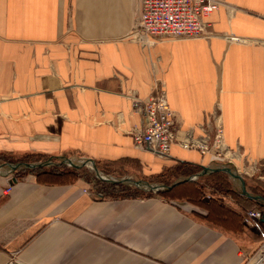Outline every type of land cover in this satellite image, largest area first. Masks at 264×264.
<instances>
[{
	"label": "crops",
	"instance_id": "obj_1",
	"mask_svg": "<svg viewBox=\"0 0 264 264\" xmlns=\"http://www.w3.org/2000/svg\"><path fill=\"white\" fill-rule=\"evenodd\" d=\"M222 1L205 17L210 37L143 46L136 0H0V153L48 155L45 166L131 156L153 175L180 160L244 177L176 144L168 158L140 150L125 132L140 123L128 90L146 97L159 82L181 128L198 134L217 111L243 162L264 160V0ZM11 165L0 159V264H264L261 227L234 233L188 201L102 196L85 177L47 184Z\"/></svg>",
	"mask_w": 264,
	"mask_h": 264
},
{
	"label": "built area",
	"instance_id": "obj_2",
	"mask_svg": "<svg viewBox=\"0 0 264 264\" xmlns=\"http://www.w3.org/2000/svg\"><path fill=\"white\" fill-rule=\"evenodd\" d=\"M224 4L222 0H136V19L131 37L143 46L166 39L210 37L212 33L207 31L208 22L205 17ZM230 38L238 39L234 35H230ZM128 97L132 105L131 114L140 117V123L125 130L132 136L136 148L168 158L176 144L183 149L198 150L203 157L211 156L227 162L245 175L254 176L258 173L259 162L244 163V153L239 148L227 145L221 116L217 111L208 114L204 121L196 125L199 130L197 134L193 127L183 129L179 126L164 84L154 82L151 93L146 97L130 89ZM115 124L122 130L119 117ZM84 191L93 197L98 195L90 187ZM262 217L261 210L252 209L244 222L253 228ZM263 259L264 255L259 260ZM7 264L18 263L10 260Z\"/></svg>",
	"mask_w": 264,
	"mask_h": 264
},
{
	"label": "trees",
	"instance_id": "obj_3",
	"mask_svg": "<svg viewBox=\"0 0 264 264\" xmlns=\"http://www.w3.org/2000/svg\"><path fill=\"white\" fill-rule=\"evenodd\" d=\"M78 151H64L63 155L71 157ZM80 153V152H78ZM0 159L11 164L19 162L35 163L48 160V155L32 154L13 158L9 153H0ZM97 168L104 174L134 175L149 180L152 183H160L170 188L158 192H145L121 182H108L97 178L95 184L102 196H140L159 194L169 199L184 200L198 206L196 213L209 220L217 227L227 231L238 233L245 227L244 219L252 209L261 210L264 213V201L253 199L234 187L228 174L221 170L209 172L206 175H198L203 170L202 165L185 163L180 160L171 161L163 165L155 175L144 171L146 165L136 157L122 156L119 158H97ZM17 173H34L37 180L47 184H70L88 174V166L78 168L66 167L62 163L42 167H22ZM198 175L194 180L184 178ZM182 180L174 184L178 179ZM247 190L254 195L264 198V160L259 162V171L254 176H244ZM197 215V216H198ZM256 226L261 227L259 238L264 237V222L257 220ZM254 232V231H252Z\"/></svg>",
	"mask_w": 264,
	"mask_h": 264
},
{
	"label": "rangeland",
	"instance_id": "obj_4",
	"mask_svg": "<svg viewBox=\"0 0 264 264\" xmlns=\"http://www.w3.org/2000/svg\"><path fill=\"white\" fill-rule=\"evenodd\" d=\"M86 160V161H85ZM48 160L44 161V162H47ZM87 162V165H88V174H86L84 177L87 181H89L91 183L92 186H96L95 184L97 183V178L99 177L98 174L96 173V170L93 166V163L90 162L88 159H85V158H80L79 157H75L73 162H75L76 164H81L83 162ZM43 162V161H42ZM41 162V163H42ZM43 162V163H44ZM69 163V160L67 162H64L62 164H64L66 167H69L70 165H68ZM235 170L239 173H241L239 170H237V167H235ZM100 171V170H99ZM150 172V170H147L146 173ZM100 173L106 177V178H109L110 181L108 182H123L127 185H130V186H133V187H137L138 189L142 190V191H145V192H149L151 190H149V185L147 184V182L155 185L156 183H152L150 182L149 180H146L144 178H140V177H137V176H134V175H118V174H104L102 171H100ZM100 178V177H99ZM233 179V178H232ZM233 183L234 185L237 187V188H241V183L238 179H233ZM154 192V191H153ZM262 252H261V256L264 255V246L262 248Z\"/></svg>",
	"mask_w": 264,
	"mask_h": 264
},
{
	"label": "water",
	"instance_id": "obj_5",
	"mask_svg": "<svg viewBox=\"0 0 264 264\" xmlns=\"http://www.w3.org/2000/svg\"><path fill=\"white\" fill-rule=\"evenodd\" d=\"M90 162H92L93 163V166H94V168H95V170H96V173L98 174V176L101 178V179H104V180H106V181H110V179L109 178H106V177H104L101 173H100V171H99V169L97 168V166H96V164H95V161H94V159H92V158H90V159H88ZM70 162V164L72 165V166H74V167H76V168H78V167H80V166H82V165H87V162H83L81 165L80 164H76V163H74L72 160H69ZM47 163H41V162H39V163H28V162H19V163H16V164H13V165H11L14 169H17V168H22V167H30V168H35V167H42V166H45ZM217 170H221V171H226V172H228V173H230L231 175H233L234 177H238L241 181H242V193L243 194H245L246 196H248V197H250V198H253V199H260V200H263L264 201V198L261 196V195H254V194H251L248 190H247V188H246V184H245V179H244V177L242 176V175H240V174H236L230 167H224V168H222V169H217ZM213 171H215V170H213ZM205 172H208V169H205V170H203V171H201L200 173H205ZM197 177V176H196ZM196 177H189V178H187V179H185V180H193V179H195ZM14 180H16V178L14 179ZM181 181V180H180ZM180 181H177V182H175L174 184H176V183H178V182H180ZM147 184L149 185V190H151V191H155V192H158V191H161V190H163V189H165V188H167V186L166 185H162V184H155V185H153V184H151V183H149V182H147ZM171 186H168V188H170ZM261 221H263L264 222V213H263V217L261 218Z\"/></svg>",
	"mask_w": 264,
	"mask_h": 264
},
{
	"label": "bare ground",
	"instance_id": "obj_6",
	"mask_svg": "<svg viewBox=\"0 0 264 264\" xmlns=\"http://www.w3.org/2000/svg\"><path fill=\"white\" fill-rule=\"evenodd\" d=\"M70 162V161H69Z\"/></svg>",
	"mask_w": 264,
	"mask_h": 264
}]
</instances>
